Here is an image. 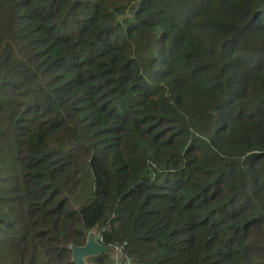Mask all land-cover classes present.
I'll return each instance as SVG.
<instances>
[{
    "label": "trees",
    "instance_id": "16d2710c",
    "mask_svg": "<svg viewBox=\"0 0 264 264\" xmlns=\"http://www.w3.org/2000/svg\"><path fill=\"white\" fill-rule=\"evenodd\" d=\"M94 230L133 264H264V0H0V264Z\"/></svg>",
    "mask_w": 264,
    "mask_h": 264
},
{
    "label": "water",
    "instance_id": "95a60500",
    "mask_svg": "<svg viewBox=\"0 0 264 264\" xmlns=\"http://www.w3.org/2000/svg\"><path fill=\"white\" fill-rule=\"evenodd\" d=\"M96 231L90 232L87 237V242L82 247H71L72 250V262L74 264H86L88 258L96 257L99 255L110 254L114 258L117 264H125L121 254H115V251L110 246L102 244L97 237Z\"/></svg>",
    "mask_w": 264,
    "mask_h": 264
},
{
    "label": "clouds",
    "instance_id": "9594fccd",
    "mask_svg": "<svg viewBox=\"0 0 264 264\" xmlns=\"http://www.w3.org/2000/svg\"><path fill=\"white\" fill-rule=\"evenodd\" d=\"M94 231H96L97 233H98V231L97 230H94ZM91 232H93V231H91ZM97 237H98V240H100V238H99V233H98V235H97ZM101 241V240H100ZM87 242V241H86ZM103 244V243H102ZM110 247H112V246H110ZM113 249H114V251H115V254H121L122 255V258H123V261H124V263L125 264H133V263H131V261H130V259L129 258H126V257H124V255H123V253H122V247H120V246H115V247H112ZM119 250L120 252H116V250ZM110 255V254H109ZM114 259V258H113ZM113 264H117V262H116V260L114 259V263Z\"/></svg>",
    "mask_w": 264,
    "mask_h": 264
},
{
    "label": "rangeland",
    "instance_id": "374dc122",
    "mask_svg": "<svg viewBox=\"0 0 264 264\" xmlns=\"http://www.w3.org/2000/svg\"><path fill=\"white\" fill-rule=\"evenodd\" d=\"M116 252H120V251L117 249Z\"/></svg>",
    "mask_w": 264,
    "mask_h": 264
}]
</instances>
